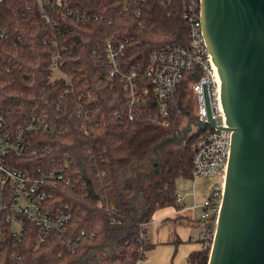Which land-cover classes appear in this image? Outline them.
Here are the masks:
<instances>
[{"label": "trees", "instance_id": "trees-1", "mask_svg": "<svg viewBox=\"0 0 264 264\" xmlns=\"http://www.w3.org/2000/svg\"><path fill=\"white\" fill-rule=\"evenodd\" d=\"M76 1L91 20L65 18L48 6L47 23L33 0L0 2V26L9 29L8 39L0 36V113L12 129L32 117L49 127L32 136L45 150L36 159H17L16 167L67 162L70 185L56 181L49 201L72 213L64 235L51 233L38 248L41 235L33 223L27 222L16 246L7 234L0 264H140L153 247L141 236L154 214L184 208L177 181L192 179L197 134L178 150L172 147L179 142L167 144L160 161L149 164L154 147L174 135L180 117L197 119V99L194 106L181 105L183 81L167 118L148 117L159 115L153 102L130 120L129 93L109 79L104 55L106 41L114 37L125 43L124 67L137 69L159 48L187 45L180 2L163 7L161 0H146L125 9V0ZM56 55L60 76L54 78ZM213 233L209 227L188 264H208Z\"/></svg>", "mask_w": 264, "mask_h": 264}, {"label": "built area", "instance_id": "built-area-1", "mask_svg": "<svg viewBox=\"0 0 264 264\" xmlns=\"http://www.w3.org/2000/svg\"><path fill=\"white\" fill-rule=\"evenodd\" d=\"M33 1L47 23L52 21L47 14L48 6L52 10L58 9L62 17H70L76 21L86 22L93 18L88 11L76 5L79 2L76 0L73 2L70 0ZM139 1L146 0H125V9ZM161 1L163 7L172 5L174 1L180 2L182 19L188 28L189 43L159 48L152 53L147 66L136 69L133 66L124 67L122 59L125 43L112 37L104 46L106 70L109 79L122 82L129 93L130 120L143 114L145 108L153 102L159 115L155 116L150 112L148 117L155 121L159 118H167L169 102L175 97L180 83L191 82L192 93L197 97L196 121L204 125L201 131L194 126L196 131L192 133L197 134L192 146L193 189L197 179L216 177L220 179L219 183L212 185L210 194L204 202L201 205L195 204L194 208H202V218L212 220V231L215 232L224 195L233 132L229 130L226 123L221 102V85L217 81L215 64L203 35L201 1ZM0 36L8 39L9 29H2L0 26ZM58 60L59 55H56L51 66L54 78L59 76H56V73H59ZM194 75L199 78L196 79ZM205 87L210 98L211 119L215 121L214 126L210 123L205 103ZM164 125L168 123L165 122ZM48 130V125L38 117H32L25 126L12 129L9 127L6 116L0 113V259L6 235H11L13 245L16 246L24 237L27 222L35 224L40 230L38 248L51 233L62 237L72 218L68 206L55 208L49 201L50 191L55 188L56 181L70 185L69 178H66V171L69 169L67 162L54 163L48 167L44 165L16 167L17 159H36L45 150L43 146L34 144L32 136ZM177 201L179 204H184V197L178 194ZM141 238L147 241V233L142 234Z\"/></svg>", "mask_w": 264, "mask_h": 264}, {"label": "water", "instance_id": "water-1", "mask_svg": "<svg viewBox=\"0 0 264 264\" xmlns=\"http://www.w3.org/2000/svg\"><path fill=\"white\" fill-rule=\"evenodd\" d=\"M203 35L221 81L232 149L208 264H264V0H200ZM196 79L199 77L194 75ZM211 119L210 98L204 89ZM192 126L156 145L184 142Z\"/></svg>", "mask_w": 264, "mask_h": 264}, {"label": "crops", "instance_id": "crops-1", "mask_svg": "<svg viewBox=\"0 0 264 264\" xmlns=\"http://www.w3.org/2000/svg\"><path fill=\"white\" fill-rule=\"evenodd\" d=\"M183 206L184 208L182 210L167 207L158 210L154 214L149 224H156L159 226V229L152 242L147 240L153 247L147 252L146 264H185L187 257L192 252L202 248L199 242L205 237L208 228L212 227V223L205 229H192L189 226L190 224H185L186 221H193V219L186 214V209L189 208L185 207V202ZM172 221L175 223L172 224Z\"/></svg>", "mask_w": 264, "mask_h": 264}, {"label": "rangeland", "instance_id": "rangeland-1", "mask_svg": "<svg viewBox=\"0 0 264 264\" xmlns=\"http://www.w3.org/2000/svg\"><path fill=\"white\" fill-rule=\"evenodd\" d=\"M60 74L56 73V76ZM58 76V77H59ZM191 82L185 81L184 84L182 85V89L180 92V101L181 105L183 107H187L189 105L194 104V100L197 98L196 95L192 93V90L189 88L191 87ZM191 96V98H190ZM194 106V105H193ZM190 121H196V118L190 117H180L178 120V126L179 127H186L187 124ZM194 129H196L194 127ZM183 147V142L175 144L172 149L173 150H178ZM220 179L218 177L213 178V179H197L195 181V188L193 189L194 185V180L193 179H181L177 181V192L179 195L184 197V202H185V207H188L189 209H186V214L190 216L193 221H186L185 224L189 225L192 229L198 228V229H205L207 226H209L212 223L211 219H205L202 218V209L201 208H194V204H201L204 202V200L209 196L210 194V189L212 185L219 183ZM175 223L172 221V224ZM159 229V226L156 224H148L147 225V234L149 242H152L153 239L155 238V235L157 233V230ZM151 233V237H150ZM174 233V231H173ZM194 235L196 236V233L194 232ZM174 237V234H173ZM148 242V241H147ZM147 255V253H146ZM147 262V257L145 256V259L142 261V264H146ZM185 264H188L185 262Z\"/></svg>", "mask_w": 264, "mask_h": 264}, {"label": "flooded vegetation", "instance_id": "flooded-vegetation-1", "mask_svg": "<svg viewBox=\"0 0 264 264\" xmlns=\"http://www.w3.org/2000/svg\"><path fill=\"white\" fill-rule=\"evenodd\" d=\"M185 129V126L184 127H177V129L176 130H180L181 132L183 131ZM196 131V129H194V126H192V130L188 133V137L192 134V133H194Z\"/></svg>", "mask_w": 264, "mask_h": 264}, {"label": "bare ground", "instance_id": "bare-ground-1", "mask_svg": "<svg viewBox=\"0 0 264 264\" xmlns=\"http://www.w3.org/2000/svg\"><path fill=\"white\" fill-rule=\"evenodd\" d=\"M215 70H216V73H217V75H218V79H217V81H218V83L221 85V81H220V79H219V73H218V69H217V67L215 66Z\"/></svg>", "mask_w": 264, "mask_h": 264}]
</instances>
